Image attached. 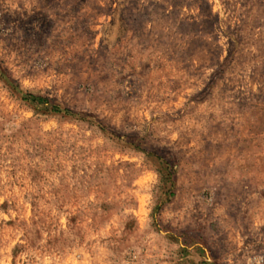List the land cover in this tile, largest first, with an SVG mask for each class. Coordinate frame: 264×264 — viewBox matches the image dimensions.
<instances>
[{"label": "rangeland", "instance_id": "374dc122", "mask_svg": "<svg viewBox=\"0 0 264 264\" xmlns=\"http://www.w3.org/2000/svg\"><path fill=\"white\" fill-rule=\"evenodd\" d=\"M0 264H264V0H0Z\"/></svg>", "mask_w": 264, "mask_h": 264}, {"label": "trees", "instance_id": "16d2710c", "mask_svg": "<svg viewBox=\"0 0 264 264\" xmlns=\"http://www.w3.org/2000/svg\"><path fill=\"white\" fill-rule=\"evenodd\" d=\"M25 99L28 100V101L34 102V103H38V104H47V103H49L47 99L42 98V97H38V96H33V95H28V96H26ZM53 110L56 111V112H61L60 109L53 108ZM64 112L65 113H70L67 110H65Z\"/></svg>", "mask_w": 264, "mask_h": 264}]
</instances>
